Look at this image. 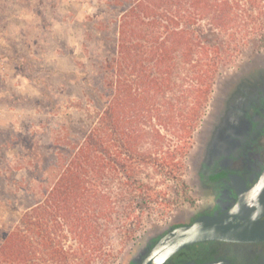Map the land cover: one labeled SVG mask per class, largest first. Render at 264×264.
<instances>
[{
    "label": "trees",
    "instance_id": "obj_1",
    "mask_svg": "<svg viewBox=\"0 0 264 264\" xmlns=\"http://www.w3.org/2000/svg\"><path fill=\"white\" fill-rule=\"evenodd\" d=\"M263 15L264 0H133L106 64V104L6 234L0 264H92L160 197L156 176L183 188L215 80L250 33L264 46Z\"/></svg>",
    "mask_w": 264,
    "mask_h": 264
},
{
    "label": "rangeland",
    "instance_id": "obj_2",
    "mask_svg": "<svg viewBox=\"0 0 264 264\" xmlns=\"http://www.w3.org/2000/svg\"><path fill=\"white\" fill-rule=\"evenodd\" d=\"M132 1L0 0V244L24 212L43 201L73 144L106 104V64L115 53L120 16ZM261 22L264 28V15ZM249 35L222 66L206 112L233 66L264 59V46ZM191 155L184 159L183 188L156 176L164 180L156 187L160 197L133 232L112 231L92 264H125L144 241L182 218Z\"/></svg>",
    "mask_w": 264,
    "mask_h": 264
},
{
    "label": "flooded vegetation",
    "instance_id": "obj_3",
    "mask_svg": "<svg viewBox=\"0 0 264 264\" xmlns=\"http://www.w3.org/2000/svg\"><path fill=\"white\" fill-rule=\"evenodd\" d=\"M198 127L190 150L188 209L169 227L225 213L234 215V223L240 216L264 220V59L239 62L222 77ZM166 231L144 241L125 264H140ZM165 264H264V237L194 242Z\"/></svg>",
    "mask_w": 264,
    "mask_h": 264
},
{
    "label": "water",
    "instance_id": "obj_4",
    "mask_svg": "<svg viewBox=\"0 0 264 264\" xmlns=\"http://www.w3.org/2000/svg\"><path fill=\"white\" fill-rule=\"evenodd\" d=\"M234 215H203L187 225L169 228L153 245L140 264H165L177 250L191 243L204 240L244 241L264 237V220L240 216L234 223Z\"/></svg>",
    "mask_w": 264,
    "mask_h": 264
}]
</instances>
